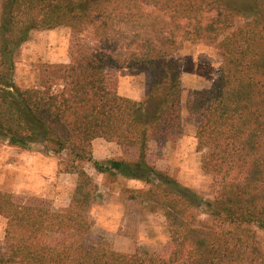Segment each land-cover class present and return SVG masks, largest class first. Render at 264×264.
<instances>
[{
  "label": "trees",
  "instance_id": "obj_1",
  "mask_svg": "<svg viewBox=\"0 0 264 264\" xmlns=\"http://www.w3.org/2000/svg\"><path fill=\"white\" fill-rule=\"evenodd\" d=\"M62 27L84 37L70 63L47 85L20 89L19 50L35 32ZM201 40H221L223 58L212 86L186 103L199 117L198 151L214 179L212 201L148 162L152 142L182 130L183 71L176 55ZM109 69L147 73V102L112 91ZM98 139L135 148L138 157L99 161ZM0 141L28 152L41 147L58 158L63 173L77 176L71 204L60 213L19 205L0 191V216L7 220L0 264H264L258 240L264 230V0H5ZM87 165L152 187L151 196L164 200L170 254H126L92 241L98 185ZM202 214L209 223L197 226ZM57 235L62 242L55 245Z\"/></svg>",
  "mask_w": 264,
  "mask_h": 264
},
{
  "label": "rangeland",
  "instance_id": "obj_2",
  "mask_svg": "<svg viewBox=\"0 0 264 264\" xmlns=\"http://www.w3.org/2000/svg\"><path fill=\"white\" fill-rule=\"evenodd\" d=\"M5 0H0V14ZM84 37L75 29L62 27L35 32L29 43L18 52L15 80L22 89L47 85L50 76L70 63ZM220 41L189 42L177 53L183 71L182 130L169 141L151 143L148 162L179 185L194 191L204 201H212L215 184L212 175L203 171V154L198 151L196 132L199 117L186 110L193 93L207 90L217 77L223 63ZM55 73V74H54ZM110 89L120 96L147 102L148 75L129 69H109ZM58 88V87H55ZM146 108L151 110L150 104ZM94 156L105 162L113 159L136 160L135 148L98 139L93 143ZM86 170L98 185V193L90 216L93 222L92 241L103 240L112 250L132 254L145 250L167 256L172 250L171 237L164 215V200L152 197V187L119 176L102 175L92 165ZM77 186V176L63 173L58 158L43 148L24 151L0 141V191L10 193L19 205L46 207L53 212L66 211ZM209 223L207 215H199L197 226ZM7 220L0 216V241H4ZM258 240L264 250V230ZM53 244L62 242L53 236Z\"/></svg>",
  "mask_w": 264,
  "mask_h": 264
}]
</instances>
